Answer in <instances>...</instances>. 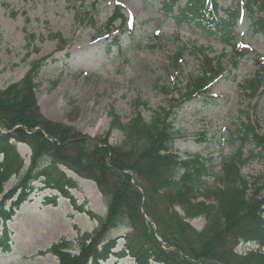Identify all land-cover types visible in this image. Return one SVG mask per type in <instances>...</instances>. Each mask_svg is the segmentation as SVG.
Instances as JSON below:
<instances>
[{
	"label": "rangeland",
	"instance_id": "1",
	"mask_svg": "<svg viewBox=\"0 0 264 264\" xmlns=\"http://www.w3.org/2000/svg\"><path fill=\"white\" fill-rule=\"evenodd\" d=\"M163 2L0 0V90L22 78L32 61L50 56L36 78V101L45 118L73 126L90 139H106L111 145L123 136L115 128L104 138L111 113L124 124L133 114L135 99L146 104L138 108L145 121L152 110L168 107L177 133L173 149L182 158L195 157L206 169L196 200L212 201L211 193L220 187L218 178L227 163L246 184V194L259 197L264 193V148L256 140L264 135V17L258 30L259 25L252 27L246 17L235 18L244 0L214 1L218 18L230 15L226 26L235 36L234 51L223 44V35L215 34L210 22L201 28L178 17L188 0H174L172 10ZM117 10L124 20L107 26ZM30 34L34 40L28 43ZM56 35L65 42L58 44ZM194 46L209 51L213 73L188 100L184 82L200 77L202 68ZM179 52L180 60L174 66ZM0 132L6 130L0 128ZM17 149L28 164V147L19 144ZM239 149L246 159L242 163L234 159ZM60 168L78 186L66 196L38 188L18 203L6 223L9 243L6 251H0V264H58L48 252L51 244L60 238L75 242L104 217L106 206L94 182ZM182 172L179 169L176 178ZM14 182L11 178L4 191ZM10 207L8 201L6 208ZM189 223L200 229L203 217ZM128 231L118 225L107 232L106 238L115 247L97 264H139L120 251ZM251 248L255 246L241 244L238 251Z\"/></svg>",
	"mask_w": 264,
	"mask_h": 264
},
{
	"label": "trees",
	"instance_id": "2",
	"mask_svg": "<svg viewBox=\"0 0 264 264\" xmlns=\"http://www.w3.org/2000/svg\"><path fill=\"white\" fill-rule=\"evenodd\" d=\"M214 1L188 0L178 17L201 28L206 21L210 22L217 31L215 34L220 38L223 35V44L236 51L235 36L226 26L230 15L218 18L213 10ZM163 4L172 10L174 0H164ZM242 5L235 18L246 17L252 27L259 25V30L264 0H244ZM117 19L124 20L119 10L106 25ZM55 39L58 44L65 42L59 35ZM32 40L34 35L30 34L28 43ZM193 53L202 68L200 77L191 83L184 82L183 93L188 100L204 88L213 73L209 51L194 46ZM177 55L174 66L181 53ZM48 58L32 61L22 78L0 90V128L6 130L0 132L2 252L8 249L9 242L5 223L17 204L37 189L34 182L43 189L58 191L61 196L78 186L60 169L64 166L77 176L94 181L107 210L92 232L80 235L75 242L61 238L50 246L48 252L56 256L58 264H97L115 247L106 234L118 225L129 229L120 251L139 264H264V193L259 197L248 196L243 188L246 184L238 178L234 166L227 163L218 178L220 187L211 193L212 201L196 200L206 169L195 157L182 158L173 149L176 132L174 116L168 107L152 110L149 121H145L138 108L146 104L135 99L133 114L124 124L118 115L111 113L104 138L115 128L123 135L119 143L111 145L106 139H90L73 126L45 118L36 101V78ZM256 140L264 148V135ZM19 142L30 148L28 166L17 151ZM242 152L239 149L234 157L238 163L246 160ZM179 169L183 172L176 178ZM12 177L15 182L4 191L3 186ZM8 201L10 208H6ZM197 217H203L204 221L198 230L188 222ZM241 242H252L257 248L238 254L235 248ZM72 250L78 252L74 254Z\"/></svg>",
	"mask_w": 264,
	"mask_h": 264
}]
</instances>
